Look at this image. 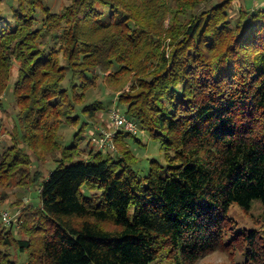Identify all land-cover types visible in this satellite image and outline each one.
I'll use <instances>...</instances> for the list:
<instances>
[{
  "label": "trees",
  "instance_id": "trees-1",
  "mask_svg": "<svg viewBox=\"0 0 264 264\" xmlns=\"http://www.w3.org/2000/svg\"><path fill=\"white\" fill-rule=\"evenodd\" d=\"M210 2L70 0L57 12L0 0V109L17 69L0 189L38 185L40 198L18 235L0 225V264H200L218 251L228 262L203 264H264V6L231 18L234 0ZM100 76L161 144L165 162L146 174L137 133L117 130L116 150L93 141ZM78 124L63 146L61 127ZM34 161L58 165L43 179ZM233 204L258 228L237 229Z\"/></svg>",
  "mask_w": 264,
  "mask_h": 264
},
{
  "label": "rangeland",
  "instance_id": "rangeland-1",
  "mask_svg": "<svg viewBox=\"0 0 264 264\" xmlns=\"http://www.w3.org/2000/svg\"><path fill=\"white\" fill-rule=\"evenodd\" d=\"M46 1L49 5L52 6L53 10L58 12L70 0H46ZM218 1L220 0H212V2H210L209 4ZM263 2L264 0H234L231 6L230 16L231 18H235L240 6L246 8H255ZM9 4L10 1L7 2V6H9ZM37 16L39 18H42L41 13H38ZM16 75H17V69H14V74L9 82L8 88L6 89L4 95V106L2 109H0V125H1V130L3 131L1 135V141L4 146H9L12 144L11 133H12L13 125L15 123L14 116L16 113V107L14 102L15 100L14 83L16 80ZM98 82L99 85L92 90V92L89 95L90 97L89 99L93 97L100 99L107 107V110H105L103 113L100 114L96 126H100L101 130L103 129V130L114 131L113 130L114 126L111 123L112 120H111L110 110L115 108L121 113H124L126 106L117 99V95L119 94V91L117 92L114 89V87H111V85H109L104 80L103 76L99 77ZM128 88H129V84H126L123 89H128ZM80 126L81 124H78L76 126L63 125L60 130V136H59L60 143L63 146H69L73 144L74 134L78 131ZM93 131H94V126L89 125L86 128L84 134L89 139ZM136 133L139 135L141 141H137L134 137H129L128 139L131 149L138 157L134 167L138 169L141 174H146L149 169L151 159H157L160 160L161 162H165L164 151L161 149L160 142L148 137V134L145 131L141 130L140 127ZM88 139L83 143L82 145L83 147H87ZM92 146L95 147L94 145ZM32 158L33 160H35L33 156ZM57 165L58 164L54 161H47L45 163H39L34 161L33 169L40 168L43 171V179H45L48 177L50 172L57 167ZM38 189H39L38 185L29 188L7 189L5 191L6 192L5 197H3L4 190L0 189V225L2 226L5 225L7 227H10L9 225H11L12 222V225L14 227V233L18 235V230H19L18 222L22 209L24 207L38 206L40 204ZM5 212H8L10 216L11 219L10 223L6 222L3 218ZM260 213H261V203L259 200H255L252 208V214H254L255 216H259ZM230 216L237 222L238 225L237 229L258 228V226L255 225L254 222L252 221L251 216L244 213L237 204H233L231 206ZM11 251L13 254H15L14 249ZM25 258L26 255L23 254L22 260H25ZM228 260L229 259L226 254L218 251L205 256L201 260L200 264L223 263V262H228ZM242 260H243V256L241 254H238L237 261H242Z\"/></svg>",
  "mask_w": 264,
  "mask_h": 264
},
{
  "label": "built area",
  "instance_id": "built-area-1",
  "mask_svg": "<svg viewBox=\"0 0 264 264\" xmlns=\"http://www.w3.org/2000/svg\"><path fill=\"white\" fill-rule=\"evenodd\" d=\"M112 125L114 126V131L101 130L100 134L94 137L93 141L97 147L102 150H116L115 144V134L116 130L124 129L136 133L139 130L136 121L128 117L126 114L121 113L115 108L110 110ZM4 220L10 223L11 219L8 212L4 213Z\"/></svg>",
  "mask_w": 264,
  "mask_h": 264
},
{
  "label": "crops",
  "instance_id": "crops-1",
  "mask_svg": "<svg viewBox=\"0 0 264 264\" xmlns=\"http://www.w3.org/2000/svg\"><path fill=\"white\" fill-rule=\"evenodd\" d=\"M264 6V2L263 3H261L259 6H257V7H263ZM102 127V126H101ZM101 128H100V126H97V130H100Z\"/></svg>",
  "mask_w": 264,
  "mask_h": 264
}]
</instances>
